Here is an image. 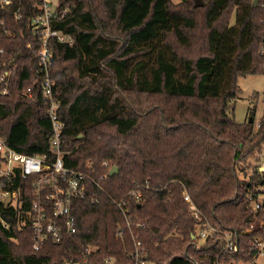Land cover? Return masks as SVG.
I'll use <instances>...</instances> for the list:
<instances>
[{"label":"trees","instance_id":"16d2710c","mask_svg":"<svg viewBox=\"0 0 264 264\" xmlns=\"http://www.w3.org/2000/svg\"><path fill=\"white\" fill-rule=\"evenodd\" d=\"M60 5L68 10L55 25L75 41H54L51 76L66 124L64 161L89 175V195L74 204L77 232L34 250L28 212L35 189L16 176L6 187L18 190L17 201L0 204V264H65L82 260L88 247L96 248L94 264L108 257L131 264L133 235L151 264L253 260V237L264 229L246 231L259 216L252 202L264 192V118L255 132L257 94L253 121L237 122L232 107L238 77L264 73V0ZM28 8L20 20L0 10V76L12 70L10 92L0 94V136L20 152L51 155L52 124ZM112 166L119 172L110 176ZM134 190H141L140 199L130 195ZM184 190L211 224L236 230L239 253L223 252L219 241L198 244ZM121 200L128 202L130 227L114 202Z\"/></svg>","mask_w":264,"mask_h":264},{"label":"built area","instance_id":"2783aa9c","mask_svg":"<svg viewBox=\"0 0 264 264\" xmlns=\"http://www.w3.org/2000/svg\"><path fill=\"white\" fill-rule=\"evenodd\" d=\"M29 7L34 11L31 17V29L34 32V40L38 42V66L40 73V86L44 97L48 115L52 124V136L50 139L51 155H31L20 152L11 147L6 139L0 136V154L3 160L0 165V204H14L19 196L18 190H11L6 185L15 183L16 176L20 175L25 180H31L35 189V196L29 209V217L32 228V246L34 250H40L48 242H60L65 235L77 232L79 223L74 211L77 200L89 195V175L80 169L68 167L64 161L63 131L65 121L60 116L61 102L55 94L56 80L51 76V67L54 58V41L73 44L74 37L58 29L55 25L67 12V8L61 10L60 0H0V10H10L16 19L23 18V9ZM28 47L32 43H28ZM3 49L0 48V54ZM16 67L14 66L13 69ZM12 70H6L0 76L2 85L0 94L10 92V78ZM32 96V90H29ZM264 172V161L259 166ZM149 188V184H146ZM130 195L136 199L142 197L141 190H134ZM184 199L189 204V210L196 221L195 237L198 241L204 239L219 241L223 252L239 253L238 235L236 230L222 229L211 224L204 214L193 202L187 190L183 191ZM123 212L126 223L130 227L132 217L128 202L114 201ZM253 207L259 213L246 232L260 231L264 229V192L256 196L252 202ZM1 218V217H0ZM5 227L7 222L2 220ZM144 226V224H140ZM122 233V230L119 231ZM134 236V249L130 253L131 264H151L148 252L140 238ZM253 244L258 249L253 260L240 262V264H261L264 261V236L253 237ZM200 245V244H199ZM200 246H197V248ZM95 247H88L82 260L70 259L65 264H94L90 259ZM261 259V261H260ZM104 264H117L115 257H108Z\"/></svg>","mask_w":264,"mask_h":264},{"label":"rangeland","instance_id":"374dc122","mask_svg":"<svg viewBox=\"0 0 264 264\" xmlns=\"http://www.w3.org/2000/svg\"><path fill=\"white\" fill-rule=\"evenodd\" d=\"M173 1L178 3L180 0H173ZM234 21H235V17L233 15L231 18V22ZM238 85H239V94L232 107V113L237 122L244 123L248 119H250L251 118L250 107L253 105L254 95L257 94V98L254 100L256 101L255 102L256 113H255V125H254V129L256 132L260 127L261 118H264V73L240 75L238 77ZM261 149L262 150L260 153L264 158V144ZM241 176L243 177V175ZM204 242L205 240L201 239L198 241V244L202 245L204 244ZM261 264H264V261Z\"/></svg>","mask_w":264,"mask_h":264},{"label":"water","instance_id":"95a60500","mask_svg":"<svg viewBox=\"0 0 264 264\" xmlns=\"http://www.w3.org/2000/svg\"><path fill=\"white\" fill-rule=\"evenodd\" d=\"M194 1H195V5L196 6H202L203 5V0H194ZM258 2H259V0H254V5H257ZM249 120H250V122L253 121L252 118H250ZM118 172H119L118 166H112V168L109 171V175L112 176V175H114V174H116Z\"/></svg>","mask_w":264,"mask_h":264}]
</instances>
